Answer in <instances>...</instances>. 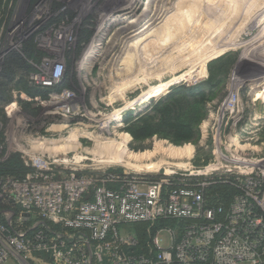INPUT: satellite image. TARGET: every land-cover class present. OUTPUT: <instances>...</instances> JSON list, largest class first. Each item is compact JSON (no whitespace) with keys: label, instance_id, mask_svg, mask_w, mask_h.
<instances>
[{"label":"rangeland","instance_id":"374dc122","mask_svg":"<svg viewBox=\"0 0 264 264\" xmlns=\"http://www.w3.org/2000/svg\"><path fill=\"white\" fill-rule=\"evenodd\" d=\"M179 1L0 0V161L18 156L30 170L10 178L39 171L38 159L54 171H114L148 181L215 163L219 151L238 158L264 157V0H248L249 18L238 16L233 23L224 19L225 0H202L192 6ZM186 6L193 10L182 16ZM155 7L153 20L157 19L145 24ZM167 9L170 13L165 14ZM195 11H202L204 18ZM163 19L171 37L183 24L182 39L161 41L157 36L147 51L139 50L148 42L140 41L142 33L156 29L165 34ZM155 48L163 51L158 54ZM151 52L155 55L150 68L139 76ZM222 57L226 58L221 70L230 71L221 91L206 102L209 112L199 124V137L174 146L154 136L139 146L141 150H132L124 114L132 111L136 117L171 88L209 80V66ZM58 66L61 78L55 83ZM99 145L124 146L128 155L140 159L129 160V169L99 162ZM57 146L66 147L56 150ZM185 146L191 149L190 157L178 160L164 154ZM147 165L154 169L145 171Z\"/></svg>","mask_w":264,"mask_h":264},{"label":"built area","instance_id":"2783aa9c","mask_svg":"<svg viewBox=\"0 0 264 264\" xmlns=\"http://www.w3.org/2000/svg\"><path fill=\"white\" fill-rule=\"evenodd\" d=\"M219 152L148 181L41 159L33 175L0 176V264H264V157ZM144 222L159 226L142 250L133 224Z\"/></svg>","mask_w":264,"mask_h":264},{"label":"trees","instance_id":"16d2710c","mask_svg":"<svg viewBox=\"0 0 264 264\" xmlns=\"http://www.w3.org/2000/svg\"><path fill=\"white\" fill-rule=\"evenodd\" d=\"M30 54L32 52L28 51V55ZM225 58H219L209 66V80L193 86L182 84L171 88L164 98L153 101L146 111L136 117L133 116L132 111L125 113L124 126L131 138L130 148L135 151L141 150L142 147L139 146L154 136L167 140L174 146L195 141L199 137V124L209 112L206 102L225 85V77L230 71L228 68L221 70ZM215 67H218L220 72H215ZM223 96L224 94L220 99ZM27 172L30 170L23 166L18 156H15V159L0 161V176L23 177ZM215 193L219 194L223 205H228L232 194L225 193L223 188L215 190ZM167 225L173 226V223L168 221ZM157 226L158 223L152 225L148 222L133 224V230L142 250L147 247L149 238Z\"/></svg>","mask_w":264,"mask_h":264},{"label":"bare ground","instance_id":"6f19581e","mask_svg":"<svg viewBox=\"0 0 264 264\" xmlns=\"http://www.w3.org/2000/svg\"><path fill=\"white\" fill-rule=\"evenodd\" d=\"M215 1V0H214ZM159 2V1H158ZM164 2V1H163ZM204 2V1H203ZM212 2V1H211ZM224 2V3H223ZM222 3L223 4H221V9L222 10H224V12H225V18L224 19H227V20H229V21H231L232 23H233V21L234 20H237V17L239 16V18H246V21H247V19L249 18V16H250V12H248L247 13V11H246V7H248V5H250V4H248V0H225V1H223ZM165 3V2H164ZM179 3H182L183 4V6H184V4L185 5H187V4H190L191 6H192V4H200V3H202V0H192V1H190V0H180L179 1ZM215 3V2H214ZM219 3V2H218ZM158 4V3H157ZM204 4V3H203ZM210 4V3H209ZM161 5H163V4H161ZM202 5V4H201ZM200 5V6H201ZM180 6V5H179ZM190 6V7H191ZM198 6V5H197ZM200 6H199V8H198V11L199 10H201L200 9ZM205 6V5H204ZM154 7V6H153ZM189 7V6H188ZM189 7V8H190ZM194 7V6H193ZM192 7V8H193ZM212 7V6H211ZM185 8V7H184ZM196 8V9H197ZM177 9V8H176ZM187 6H186V9H184V11H182V8H181V13H183V12H185V10H186V12H187ZM195 9V7H194V10H196ZM178 10V12H179V10L180 9H177ZM188 10H190V9H188ZM193 9H191L190 11H192ZM153 11V10H152ZM174 11H176L175 9H174ZM198 11H195V15H202V11H201V13L199 12V14L197 13ZM154 12V14L152 15V17L145 23V24H149L150 22H152V21H154V20H156V19H154L153 20V18L154 17H157L156 15V7H155V10L153 11ZM185 12V13H186ZM223 12V13H224ZM164 13V12H163ZM167 13H170V11H168V9H167V11H166V13L165 14H167ZM177 13V12H176ZM181 13H179V15H178V17L180 18V14ZM190 13H192V12H190ZM242 13L244 14V15H242ZM173 14V13H172ZM193 13H192V15H194ZM164 15V14H163ZM174 15V14H173ZM177 15H175V17L173 16V19L175 20V18L177 19L178 17H176ZM188 15V12L186 13V15H182V16H187ZM191 15V14H190ZM195 15H194V17H195ZM199 15V16H200ZM107 16V15H106ZM196 16V17H197ZM212 16V15H211ZM241 16V17H240ZM253 15H251V17H252ZM168 17H170V16H167V18ZM201 17V16H200ZM203 17V16H202ZM201 17V18H202ZM224 17V16H223ZM256 17V16H255ZM144 18H146V16L144 17L143 16V18L142 19H144ZM166 18V19H167ZM193 18V17H192ZM204 18V17H203ZM253 18V17H252ZM251 18V19H252ZM164 19H165V17H164ZM164 19H163V22H164V24H165V21H164ZM165 19V20H166ZM170 19L172 20V18L170 17ZM181 19L182 18H180V20H178L179 22H181ZM186 19V18H185ZM196 19V18H195ZM223 19V20H224ZM193 20V19H192ZM191 20V21H192ZM197 20H198V18H197ZM226 20V21H227ZM256 20H257V18H256ZM167 21V20H166ZM173 21V20H172ZM171 21V22H172ZM215 21V20H214ZM249 21V20H248ZM162 22V23H163ZM169 22V24H171L170 23V21H167L166 22V24ZM177 22V21H176ZM179 22H177V25H178V23ZM185 21H183V23H184ZM195 20H194V24H195ZM199 22H200V20H199ZM199 22L197 21V23L199 24ZM230 22V23H231ZM158 23V22H157ZM190 23V22H189ZM203 23V22H202ZM211 23V22H210ZM229 23V25H234V24H230ZM238 23V22H237ZM144 24V25H145ZM165 24V25H166ZM185 24V23H184ZM197 24V25H198ZM208 24V23H207ZM223 24H224V22H223ZM255 24V23H254ZM143 25V26H144ZM176 25V24H175ZM220 25V24H219ZM228 25V24H227ZM179 26V25H178ZM188 26V25H187ZM194 26V25H193ZM202 26V25H201ZM208 26H209V24H208ZM235 26V25H234ZM234 26L233 27H231L230 29H231V33H234ZM166 27H167V25L164 27L165 29H164V33L165 34H162V35H159L158 33H157V30L155 29V30H153L152 29V31L150 30V32L148 33V34H145V33H142V34H144L145 36L142 38V39H140V41H142L143 43H144V41L146 40V41H148L143 47H141L139 50H142V51H147V48L149 49V47H150V44H151V42L155 39V38H157V36H161L160 37V40L162 41V40H166V39H168V40H170V41H172V40H174V39H178V40H181L182 39V37H183V35H185L184 33V31H183V29H185V28H183V24L180 26V28L179 29H176L175 28V26H174V28L176 29H173L174 31H175V33L176 34H173V36L171 37L170 35H167V34H170V33H167L168 31H169V29H168V31H166L167 29H166ZM169 27V26H168ZM167 27V28H168ZM186 27V26H185ZM203 27V26H202ZM227 27H229V26H227ZM173 28V27H172ZM141 29H143L142 28V26H141ZM145 29V28H144ZM186 29H187V27H186ZM190 29V28H189ZM204 29H205V27H204ZM203 29V30H204ZM146 30H148L149 31V29H146ZM160 30V29H159ZM158 30V31H159ZM163 30V27H162V29H161V31ZM194 30V29H193ZM192 30V31H193ZM197 30V29H196ZM196 30H195V32H196ZM198 30H200V29H198ZM174 31H172V32H174ZM187 31V30H186ZM236 31V30H235ZM170 32H171V30H170ZM202 32V31H201ZM203 32H205V31H203ZM203 32H202V34L201 35H203ZM212 33L211 34H213V32H215V31H211ZM167 33V34H166ZM196 33H198V32H196ZM206 33V32H205ZM227 33V32H226ZM187 34H189V33H187L186 32V35ZM193 34V33H192ZM221 34V33H220ZM219 34V35H220ZM225 34V33H224ZM191 35V34H190ZM222 35V34H221ZM134 36V35H133ZM139 36V35H138ZM195 36V35H194ZM193 36V37H194ZM196 36H198V34L196 35ZM210 36V35H209ZM188 37V36H187ZM187 37H186V39H187ZM192 37V36H191ZM199 37V36H198ZM221 37H223L222 39H225V35H222ZM221 37H217L218 39L220 38L221 39ZM196 38V37H195ZM227 38V37H226ZM137 39V38H136ZM192 39V38H191ZM137 41V40H136ZM139 41V40H138ZM137 41V42H138ZM167 43H165V47L164 48H167V45H166ZM141 45H142V43H141ZM182 45H183V43H182ZM181 47V46H180ZM135 48H137V47H135ZM221 49H222V47H221ZM167 50V49H166ZM155 51H156V53H161L163 50L162 49H159V48H155ZM139 51L137 50L136 52H134V53H138ZM152 54L153 55H155L154 53H148V56L150 57V60L149 61H147L146 60V62H145V64H144V66L141 68V69H139V76H143L144 74H146V72H147V70L150 68V65H151V63H152ZM219 54H220V52H219ZM146 71V72H145ZM60 74V71L58 72V75ZM57 79H59L58 78V76L56 77V81H57ZM261 97V96H260ZM264 100V99H263ZM262 100V101H263ZM70 136V135H69ZM122 138V137H121ZM72 139V138H71ZM125 139V138H124ZM106 141V140H105ZM103 142V143H106V142ZM121 142L123 141V139L122 140H120ZM120 141H119V143H120ZM108 143H109V141H107ZM100 144V143H99ZM102 144V143H101ZM121 144V143H120ZM110 145H111V142H110ZM117 146V145H116ZM118 146H119V144H118ZM66 147V146H65ZM64 146H62V147H60V146H57V147H55V148H57L56 150H58V149H64L65 148ZM96 148V147H95ZM160 149V148H159ZM99 153H97V154H99V155H97V156H100V160H99V162L101 161L102 163H108V164H115V165H120V166H122V167H124V168H127V169H129V168H131V165H130V163H129V160H131V159H133V158H138V159H140V157L138 156V155H135V154H129L128 155V153L125 151V149H124V146L123 147H117V148H111V147H108L107 145H99V147L97 146V149H96ZM164 151V150H163ZM162 151V152H163ZM59 152V151H58ZM57 152V153H58ZM62 152V151H61ZM90 152V151H89ZM156 152V151H155ZM96 153V152H95ZM160 154V153H159ZM161 154H163V153H161ZM164 154L167 156V158L169 157V158H176V159H180L181 160V158H184V157H190V154H191V149H190V147L189 146H185L184 148L182 147V148H178V149H173V148H169L168 150H165L164 151ZM124 156H126L127 157V159L125 160V157ZM141 156V155H140ZM164 156V155H163ZM143 158H144V156H143ZM188 159V158H187ZM95 161V160H94ZM133 161V160H132ZM183 161V160H182ZM135 162V161H134ZM138 163V162H137ZM96 164V163H95ZM98 164V163H97ZM168 163H166V165H167ZM176 164H178V163H176ZM78 165V164H77ZM102 166H104V165H102ZM165 166V165H164ZM163 166V167H164ZM170 166V165H169ZM176 166V165H175ZM174 166V167H175ZM178 167L180 166V163L177 165ZM183 166V165H182ZM181 166V167H182ZM187 166V165H186ZM100 167V166H99ZM159 167V166H158ZM133 168H138L137 166H134ZM77 169V168H76ZM150 169H154V165H147L146 167H145V171L146 170H150ZM167 169V168H166ZM143 170V169H142ZM154 171V170H153ZM138 172V171H137ZM167 173V172H166Z\"/></svg>","mask_w":264,"mask_h":264}]
</instances>
